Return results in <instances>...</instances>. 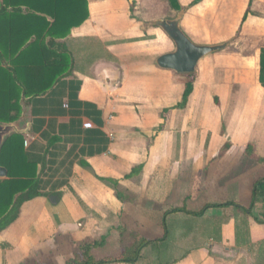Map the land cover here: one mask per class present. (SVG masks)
<instances>
[{
    "label": "crops",
    "instance_id": "1",
    "mask_svg": "<svg viewBox=\"0 0 264 264\" xmlns=\"http://www.w3.org/2000/svg\"><path fill=\"white\" fill-rule=\"evenodd\" d=\"M208 1L179 0L181 29L200 45L211 44L194 36L199 27L231 35L251 3L229 0L218 12ZM179 12L166 0H0V83L15 78L20 108L0 124L24 137L41 192L0 228V264H71L87 240L103 242L98 261L141 246L137 261L118 264H264V201L254 200L264 179L261 50L223 54L222 77L207 60L221 52L206 56V81L160 68L175 44L152 23ZM190 75L194 91L179 108ZM214 89L222 111L212 128L199 99ZM209 205L222 207L175 211ZM200 219L218 232L203 236L205 249L191 244Z\"/></svg>",
    "mask_w": 264,
    "mask_h": 264
},
{
    "label": "trees",
    "instance_id": "2",
    "mask_svg": "<svg viewBox=\"0 0 264 264\" xmlns=\"http://www.w3.org/2000/svg\"><path fill=\"white\" fill-rule=\"evenodd\" d=\"M172 10L178 12L183 9L179 0H166ZM201 0H196L200 2ZM251 8V5H250ZM248 9L243 21H246L249 13ZM88 13V12H87ZM82 21V20H81ZM81 23V22H79ZM78 24V22H77ZM5 82L0 83V122L10 123L17 119L20 108L17 105L18 98L14 96L15 78L6 73ZM193 78V77H192ZM259 81L264 88V47L260 54V74ZM1 82V81H0ZM194 91V81L191 79L186 86L182 103L179 108H185L190 96ZM15 116H14V115ZM249 148H252L251 146ZM0 166L8 170V179L0 180V228L5 229L10 226L19 216L20 209L24 203L35 199L41 195L40 183L36 178L37 164L31 162L24 150V137L19 134H13L6 139L0 151ZM262 198L264 201V179L256 182L254 187V200ZM227 204L226 206H228ZM212 207L222 206H206L200 212H189L185 209H177L176 212H185L195 217H202L206 210ZM254 205L251 206L253 208ZM259 221V220H258ZM264 223V214L263 221ZM103 242H93L90 240L79 244L81 253L77 259L71 264H118V263H134L140 256L141 246L134 251H126L120 258H107L96 260L93 251L101 246ZM142 245V244H141Z\"/></svg>",
    "mask_w": 264,
    "mask_h": 264
},
{
    "label": "rangeland",
    "instance_id": "3",
    "mask_svg": "<svg viewBox=\"0 0 264 264\" xmlns=\"http://www.w3.org/2000/svg\"><path fill=\"white\" fill-rule=\"evenodd\" d=\"M188 6L191 7H196V6H200V5H206L205 2L206 0H201L200 2H196V0H183ZM229 0H211L208 1V4L210 6V10L213 8H216L214 11H218L221 12L220 9V4L222 5V7L224 8V4H227ZM242 1V0H241ZM194 2V4H193ZM250 2V0H249ZM193 5V6H192ZM251 12L248 15V18L246 21L240 20V25L238 28L235 29L234 33H232L231 35H226L225 33V27H219L220 24H217V26H215V24L212 22L209 24V28L208 29H203V28H198L197 30V26L195 27V29L198 31L199 36L197 34H194V36L198 39H203L204 41H206L207 44H221V43H225L228 41H232L233 43L226 48L223 51H220L221 53L218 55H211V57H209V59L212 62H214L215 67L212 69L213 71L211 72L210 75H214V76H223V75H228L227 72H225L223 70L224 66L226 64L225 62H222L221 60H223V54L225 53H236L239 52L241 54H244L247 58H254L257 56V54L259 53V51L264 47V0H251ZM208 6V7H209ZM249 6V3H248ZM247 6V8H249ZM246 8V10H248ZM245 10V11H246ZM198 12V11H196ZM193 13L194 14V18L196 17V15H198L197 13ZM217 12V13H218ZM215 14V17L212 16V18H217L218 14ZM245 13V12H244ZM173 15V14H171ZM244 16V14H243ZM243 16L241 18H243ZM188 21H190L188 19ZM187 22V21H186ZM188 23V22H187ZM186 23V25H187ZM194 33V32H192ZM201 35V36H200ZM198 36V37H197ZM205 43V44H206ZM219 53V52H218ZM216 58H221L220 61H214ZM204 62V61H203ZM200 63L199 67H198V71L196 73H194V78H196V76H198L199 80H205L207 78H209V75L207 74V64L205 61L204 63ZM193 75H190V78L192 79ZM207 77V78H206ZM208 80V79H207ZM207 91V90H206ZM203 92V97H201L199 99V105L202 104L203 101H207V103L209 104L208 109H206L207 111H211V113L206 114L208 119H209V123H208V127H212L213 125H211V119L213 118L214 112L217 111H222L221 108V103H222V93L219 92L220 90H216L214 89V91L212 90H208V92ZM204 99V100H202ZM215 102V105H214ZM206 108V107H205ZM210 108V110H209ZM219 108V110H218ZM202 110L198 109V115L199 117H202L201 115ZM212 115V116H211ZM218 116V113H216V117ZM201 119V118H200ZM203 121V118L200 120V122ZM204 122V121H203ZM220 125V126H219ZM218 127H219V133L222 135L223 133H225V125L223 123V121L221 120L219 123ZM183 218H187V217H182L180 221H178V223L180 225L185 224V220ZM197 225H196V223ZM194 222V228H198L200 231L198 233V237L192 238L191 239V244L192 242L194 243V240L196 241L197 239V243L199 244L198 247L200 248H204V243H206L204 238L205 236L207 237L209 233H214L216 235V233L218 234V232L212 230V228H210V222H208V220H198ZM189 223V222H188ZM196 226V227H195ZM204 236V237H203ZM174 239V238H173ZM194 245V244H192ZM204 246V247H202ZM209 247V249L212 248V245L207 246Z\"/></svg>",
    "mask_w": 264,
    "mask_h": 264
},
{
    "label": "water",
    "instance_id": "4",
    "mask_svg": "<svg viewBox=\"0 0 264 264\" xmlns=\"http://www.w3.org/2000/svg\"><path fill=\"white\" fill-rule=\"evenodd\" d=\"M185 13L186 9L180 11L175 18L157 20L152 23V26L162 28L175 44V51L160 56L157 64L160 68L172 70L179 74H194L203 58L227 48L230 42L216 45L194 43L181 29V22ZM13 131L11 127L0 124V151L6 141L5 139L10 137L14 133ZM7 176V169L0 166V178H6Z\"/></svg>",
    "mask_w": 264,
    "mask_h": 264
},
{
    "label": "built area",
    "instance_id": "5",
    "mask_svg": "<svg viewBox=\"0 0 264 264\" xmlns=\"http://www.w3.org/2000/svg\"><path fill=\"white\" fill-rule=\"evenodd\" d=\"M85 127L86 128H91L92 127V124H86Z\"/></svg>",
    "mask_w": 264,
    "mask_h": 264
}]
</instances>
